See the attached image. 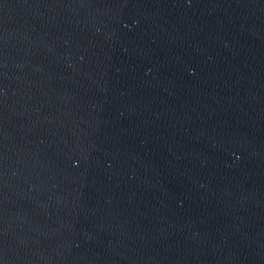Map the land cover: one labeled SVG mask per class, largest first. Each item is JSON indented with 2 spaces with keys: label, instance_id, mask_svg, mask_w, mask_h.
<instances>
[{
  "label": "water",
  "instance_id": "obj_1",
  "mask_svg": "<svg viewBox=\"0 0 264 264\" xmlns=\"http://www.w3.org/2000/svg\"><path fill=\"white\" fill-rule=\"evenodd\" d=\"M2 264H264V0H0Z\"/></svg>",
  "mask_w": 264,
  "mask_h": 264
},
{
  "label": "snow or ice",
  "instance_id": "obj_2",
  "mask_svg": "<svg viewBox=\"0 0 264 264\" xmlns=\"http://www.w3.org/2000/svg\"><path fill=\"white\" fill-rule=\"evenodd\" d=\"M0 264H2V261H0Z\"/></svg>",
  "mask_w": 264,
  "mask_h": 264
}]
</instances>
